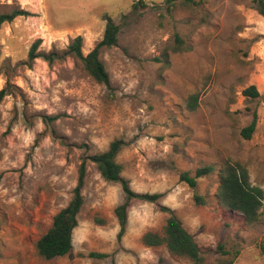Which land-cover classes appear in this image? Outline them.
Returning <instances> with one entry per match:
<instances>
[{"label":"rangeland","instance_id":"374dc122","mask_svg":"<svg viewBox=\"0 0 264 264\" xmlns=\"http://www.w3.org/2000/svg\"><path fill=\"white\" fill-rule=\"evenodd\" d=\"M257 1L0 0V14L28 12L0 28V90L8 91L0 104V264H191L142 240L163 230L170 216L163 206L207 262L264 264V203L261 219L249 224L216 198L226 160L245 165L264 191V16ZM108 15L120 26L118 45L100 53L112 91L72 55L28 64L36 40L39 53L63 54L81 35L89 53ZM250 85L258 97L244 94ZM255 114L256 130L245 138ZM43 115L59 118L46 126ZM116 138L127 142L117 160L131 187L162 197L134 200L119 237L114 210L122 186L88 160L73 249L43 258L36 243L71 200L82 159ZM207 165L216 170L198 178L196 189L181 180V172ZM195 193L207 202L197 204Z\"/></svg>","mask_w":264,"mask_h":264},{"label":"trees","instance_id":"16d2710c","mask_svg":"<svg viewBox=\"0 0 264 264\" xmlns=\"http://www.w3.org/2000/svg\"><path fill=\"white\" fill-rule=\"evenodd\" d=\"M185 3H195V0H182ZM256 9L264 16V0H258ZM28 14L23 9H15L10 13L0 14V28L5 22H11L16 17ZM120 26L115 23L111 16H107V23L103 38L87 54L83 52L84 39L81 35L73 38L63 54L56 51L50 53H39L37 50L40 40H36L29 51L28 64L39 57H43L49 63L54 62L66 55H72L83 65L84 70L98 83L103 84L108 90H113L109 72L100 53L105 48H112L118 45ZM8 94L6 88L0 90V104ZM244 94L250 97H258L260 94L255 85H250L244 90ZM195 101L189 107L195 108ZM59 115H43L42 119L46 126L57 120ZM257 114L253 121L242 130L245 138H251L256 130ZM127 144L122 138H116L109 144V147L101 152L84 157L78 169V181L73 190V195L68 204L59 210L53 217L52 224L48 230L41 235L36 243V248L40 256L45 259H55L69 254L73 249V234L79 224V214L84 204L83 189L87 176L88 160L96 164L102 177L111 182L119 183L122 186L124 200L115 207V215L120 224L119 237L126 231L128 221V208L134 200L155 202L162 197V193L137 192L130 181L122 175L123 165L117 160L118 153ZM213 165H207L196 169L192 174L190 171L181 172V180L187 182L193 189L198 186V178L210 175L215 171ZM220 180L216 190V198L222 207L227 210L241 213L245 221L249 224L256 223L261 219V208L264 203V191L260 186L252 184L248 168L240 162L226 160L218 170ZM194 200L199 205H204L207 201L205 196L195 193ZM163 209L170 213L162 231L149 230L144 233L142 240L150 247L165 245L175 256L185 258L191 264H217L205 260L201 254L200 247L194 236L184 227L182 221L174 211L166 206ZM101 222V221H100ZM264 254V243L261 245ZM89 256L102 258L103 253L90 252ZM229 260L225 264H232Z\"/></svg>","mask_w":264,"mask_h":264}]
</instances>
